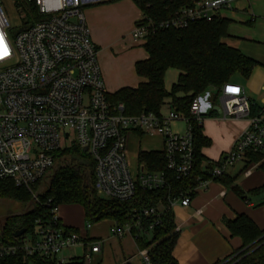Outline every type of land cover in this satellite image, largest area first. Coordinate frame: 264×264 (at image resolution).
I'll use <instances>...</instances> for the list:
<instances>
[{"label":"built area","instance_id":"obj_1","mask_svg":"<svg viewBox=\"0 0 264 264\" xmlns=\"http://www.w3.org/2000/svg\"><path fill=\"white\" fill-rule=\"evenodd\" d=\"M112 0H0V182L9 181L32 192L55 170L60 151L79 148L95 163V190L99 197L128 202L138 188L147 191L168 186L164 172L133 169L129 158V137L134 133L160 136L166 169L184 179L194 167V135L190 120L203 122L202 100L197 97L190 107L191 119L170 110L168 115L125 114L124 104H113L104 81L99 53L87 23L84 8ZM242 0H195L165 20L142 14L130 38L144 44L160 30H183L197 22H212L231 11ZM250 3L252 0H244ZM18 22V31L9 37L8 13ZM223 112L235 119H250L233 148L200 181L195 192L206 188L227 170L244 162L252 152L264 154V104L260 113L251 115V104L244 89L226 83L220 92ZM184 121V133L174 131L175 122ZM51 200L48 201V204ZM191 203L190 193H181L173 201L183 207ZM156 208L135 210L119 226L113 223L111 235L135 240L162 223ZM148 222V226H146ZM91 224L87 229L90 230ZM146 227L148 230L146 231ZM17 245L0 246V253L13 255L23 250L27 256L56 259L64 264L71 259L66 251L86 247L85 264L101 252V240L90 241L68 232L51 210V218L38 220L28 238ZM142 264H151L147 251Z\"/></svg>","mask_w":264,"mask_h":264},{"label":"trees","instance_id":"obj_2","mask_svg":"<svg viewBox=\"0 0 264 264\" xmlns=\"http://www.w3.org/2000/svg\"><path fill=\"white\" fill-rule=\"evenodd\" d=\"M133 1L145 16L165 20L178 9L193 5L195 0ZM231 23L230 20L220 17L212 22L193 23L183 30H160L153 34L142 45L149 59L135 64L136 74L146 82L137 89H122L110 96L109 100L113 104H124L125 114L131 116L142 113L161 115L163 110L169 108L191 119L190 107L195 98L212 89H217L220 94L226 83H233L237 77L247 80L253 69L259 65L224 42L230 37ZM170 69L177 70L180 74L168 92L165 87V76ZM257 110L252 105L251 115H258L261 110L258 113ZM190 122L194 135V167L190 176L181 179L168 171L162 152H140L139 165L150 172H164L168 186L154 191L138 188L135 197L128 202L109 200L97 195L95 163L79 148L60 151L47 189L45 193L39 195L41 205L34 202L27 215L3 222V226H0V246L19 244L18 240L22 237L33 234L38 220L48 221L51 218V210L63 205L81 206L85 218L91 224L110 220L120 227L129 220V216L135 210L156 208L162 213V223L136 239L137 248L141 252L147 251L151 264H178L172 254L179 232L176 229L171 204L181 193L189 192L190 197H194L199 182L209 180L208 173L214 168L213 166L205 168L206 159L202 155V149L209 146L210 141L203 135L202 126L197 121L191 119ZM248 159L252 163L260 164L259 169L264 172L263 153L252 152ZM214 181L231 187L239 196L243 195L235 184L236 178L227 177L226 173ZM0 198L19 202L26 208L33 195L27 188L17 187L9 181H1ZM225 225L231 237L241 239L242 246L217 264H264V230L246 215L227 220ZM22 229H26L27 233L20 238H14L15 232ZM65 229L79 234L78 229L68 227ZM148 235L151 239H148ZM0 264L59 263L56 259L27 256L23 250H18L13 255L0 253ZM64 264H85V260L84 257L73 258Z\"/></svg>","mask_w":264,"mask_h":264},{"label":"crops","instance_id":"obj_3","mask_svg":"<svg viewBox=\"0 0 264 264\" xmlns=\"http://www.w3.org/2000/svg\"><path fill=\"white\" fill-rule=\"evenodd\" d=\"M121 1L120 3L113 1L109 5L98 7L95 9L97 15L89 16L87 22L92 40L98 49L104 81L110 96L125 88L137 89L145 83L146 80L136 74L135 64L149 59L142 44L130 38L134 26L141 19L142 12L132 0ZM258 2L259 0H252L250 3L242 0L231 11L222 15L232 22L229 28V42L226 44L259 63L247 80L237 77L233 82L244 89L251 106L258 109L257 113L264 104V8L260 10L258 8L256 17L250 12L254 13L252 6L256 9ZM200 98L202 131L210 141V145L202 149V155L206 159L205 168L215 167L249 127L250 119L226 116L217 89ZM218 107H221L222 113L217 111ZM172 129L183 133L186 124L181 121L175 122ZM128 149L131 165L136 170L140 166L138 162L140 152H162L164 143L160 136L150 137L142 133H134L129 137ZM259 166L260 164L252 163L247 158L227 170L226 176L236 178L235 184L242 191V196L237 195L231 187L212 181L206 188L196 192L189 206L173 207L179 238L172 254L178 264H217L228 258L242 246V241L240 238L231 237L225 222L234 220L239 215L248 216L261 230H264V172ZM66 206L68 205L58 208V216L63 226L75 228L69 214L71 210L66 212L61 210ZM79 234L90 241L103 242L101 252L92 255L91 264H101V256L106 247L111 246L112 241L115 240L122 249L120 258L115 259L116 263L133 264L132 261L136 258L135 253L125 252L123 245L126 238H130L137 248L132 236L118 239L111 235L110 231L106 236L91 235L88 229L79 231ZM72 250L66 251L64 256L68 259L80 258L74 256ZM83 250L82 257L86 253V247H83ZM137 255L141 256V261L137 264H142V252L138 248Z\"/></svg>","mask_w":264,"mask_h":264},{"label":"rangeland","instance_id":"obj_4","mask_svg":"<svg viewBox=\"0 0 264 264\" xmlns=\"http://www.w3.org/2000/svg\"><path fill=\"white\" fill-rule=\"evenodd\" d=\"M113 1H116V3L122 2L121 0H112L110 2L112 3ZM110 2L98 4V5H87V6H85L84 12H85L87 22H88L89 16L95 17L97 15V12H95V9H97L100 6L109 5V4H111ZM236 5H237V3L234 4V6H236ZM258 8H259V10L264 8V0H259V2L257 3L256 9H255V7L252 6L254 13L253 12H250V13L255 17L257 16ZM7 13H8L7 17L9 20V25L11 27L8 34H9L10 38H13L15 36L16 32L18 31V28H15L16 26H18V22L14 18V15L12 12H10V13L7 12ZM224 42L228 43L229 41H228V39H225ZM99 62H100V59H99ZM178 74H179V72L177 70H174V69H170L167 72L166 77H165V84H166V88L168 91L171 90L172 85L177 81ZM212 90H209L207 92V94H211ZM207 94H204V97ZM163 112H164L163 115L166 116L169 113V109H165V110H163ZM181 122L183 123L184 121H181ZM84 154L86 157H88L90 159V157L86 153H84ZM61 162L62 161H60V163ZM53 174L54 173L50 174L49 178L46 181L40 182L35 187L34 192L39 193V194L45 193L47 186H48V183L50 182V178H51V176H53ZM64 208L65 207H63V209H61V210H63V211L65 210V212L67 210H71V212L70 213L68 212V213L71 215V219L74 223L75 229H78L81 232L86 231L88 224H91V223L89 221H87V219L85 218V215L83 214L82 208L78 205H71V206L68 205V206H66L65 209ZM71 208H73V209H71ZM25 209L26 208H24V205L19 203V202L0 198V217L12 215V214H24ZM91 225H92V227L89 230L91 235L106 236L109 234L110 227L113 226V223L110 220H103V221H100L98 223H92ZM0 226H3V223ZM27 237L29 238L30 234H27ZM126 239H127L126 242L123 243V245H125L124 246L125 252L128 251V253H135L136 258L132 261V263L137 264L139 261H141V256L137 255V248L135 247L133 240H131L130 238H126ZM148 239H151L150 235H148ZM83 251H84L83 247L78 246L72 250V253L76 257H82L83 253H84ZM121 255H122V249H121L120 244L118 243L117 240L112 241L111 246L108 245L106 247V250L104 251L103 255L101 256V258H102V261L100 260L101 264H118L115 262L116 261L115 259L120 258ZM118 261H119V259H118Z\"/></svg>","mask_w":264,"mask_h":264},{"label":"water","instance_id":"obj_5","mask_svg":"<svg viewBox=\"0 0 264 264\" xmlns=\"http://www.w3.org/2000/svg\"><path fill=\"white\" fill-rule=\"evenodd\" d=\"M217 111H218L219 113H222V109H221V107H218V108H217ZM33 203H34V199H32V200L30 201V203L28 204V206H27L26 209H25L24 214H12V215H7V216H4V217H0V225H1L3 222L8 221V220H10V219H14V218H17V217H20V216H23V215H27V214L29 213L30 208L32 207ZM26 233H27V230H26V229L18 230V231L15 232V234H14V238H16V239H17V238H20V237L24 236Z\"/></svg>","mask_w":264,"mask_h":264}]
</instances>
